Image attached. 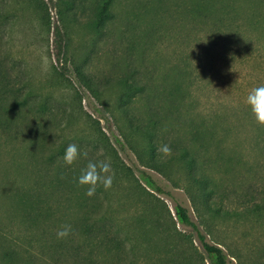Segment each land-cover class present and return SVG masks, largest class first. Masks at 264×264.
<instances>
[{"label":"rangeland","instance_id":"obj_1","mask_svg":"<svg viewBox=\"0 0 264 264\" xmlns=\"http://www.w3.org/2000/svg\"><path fill=\"white\" fill-rule=\"evenodd\" d=\"M71 1L65 17L61 0H0V83L30 100L20 116L0 114V229L17 264H181L182 249L185 264H209L196 233L177 221L176 204L230 264H264V127L245 103L264 85V31L246 18L261 2L242 0V30L220 32L180 17L178 3L189 0H114L98 32L86 25L92 0ZM130 76L159 93L173 88L154 117L170 139L206 135L199 169L208 184L178 164L162 173L141 165L145 141L115 110L116 82ZM146 109L136 98L139 120ZM73 143L88 156L69 166L63 156ZM106 157L113 185L89 197L75 178L88 160ZM142 171L170 196L148 187ZM63 225L72 234L58 239Z\"/></svg>","mask_w":264,"mask_h":264},{"label":"trees","instance_id":"obj_2","mask_svg":"<svg viewBox=\"0 0 264 264\" xmlns=\"http://www.w3.org/2000/svg\"><path fill=\"white\" fill-rule=\"evenodd\" d=\"M61 1L64 4L65 17H67L68 14H71L67 9L72 8L74 2L71 0ZM258 1L261 2V6L254 7L252 5L246 13V18L252 29L264 31V0ZM113 2L114 0H92L91 5L93 4L94 10L92 13L93 18H89L86 25L98 32L102 30L112 17ZM156 2L160 6L163 5V0H156ZM242 2V0H189L188 3L179 2L176 11L181 18L195 24V26L208 25L212 31L220 32L222 30H228L227 28H233L234 31L239 32L242 30V25H238L235 22L238 20ZM76 71L80 80L95 97L99 98L98 90L93 88L90 78L86 76L80 68L77 67ZM116 85L119 90L117 93L115 110L122 114L129 123L131 131L141 136L145 141V146L139 152L137 151L136 154L141 165L162 173L166 172V170L171 168L174 164H178L187 171L194 183L197 182L198 184H202V186L208 184L210 180L208 181L204 174H200L203 169L201 168V165H203L201 151L208 143L206 141V135L195 129L194 133L191 134V142L184 143L175 138L170 139L169 135L171 132L166 131L167 126L164 119L162 117H154L159 110L157 107H165L164 104L170 103L169 97L174 94L173 88L169 90H166L167 88L162 89L159 93L158 90L150 84H142L141 81L136 80L134 77L131 78V76L129 78L119 79ZM19 91L9 89L6 87V84L0 83V114L7 115L8 118H10L13 114L19 115V113L23 112V109L30 103V100L26 96H19L17 94ZM18 98L20 99L18 100ZM136 98H141V101L147 108L146 121L139 120L138 116L132 111V104L135 103ZM159 144L169 145L172 148V155L169 157H164L163 155L157 156L156 151ZM112 151L116 154V150L113 149ZM141 175L146 185L152 190L170 196V194L164 191L145 171H142ZM41 188L43 189L42 186ZM211 191V188L202 189L201 196H207ZM24 193L27 195L26 198H28L29 191L27 190ZM26 201L28 203V200ZM206 208L209 210L212 209L209 205L206 206ZM174 210L177 221L183 226H190L196 233L201 247L208 257L209 264H230L223 249L206 240V236L202 233L199 226L192 221L189 211L184 206L176 204ZM182 240L185 241L187 239L183 238ZM9 242L13 243L9 236L0 229V263L17 264L19 259L16 256L15 249L12 248ZM184 253L185 251L182 249L181 264H185Z\"/></svg>","mask_w":264,"mask_h":264},{"label":"clouds","instance_id":"obj_3","mask_svg":"<svg viewBox=\"0 0 264 264\" xmlns=\"http://www.w3.org/2000/svg\"><path fill=\"white\" fill-rule=\"evenodd\" d=\"M245 103L251 111L256 123L264 127V85L253 87L245 98ZM100 153H103L101 148ZM157 151L164 157L172 155V148L167 145H161ZM81 156L87 157L88 152L81 151L78 145L69 144L63 156V162L66 165H72ZM115 170L109 157L104 159L88 160L87 164L80 170V174L75 178V182L80 187L86 189L85 195L91 197L96 194L98 188L108 191L114 182ZM72 234L71 225H63L56 233L58 239H65Z\"/></svg>","mask_w":264,"mask_h":264}]
</instances>
